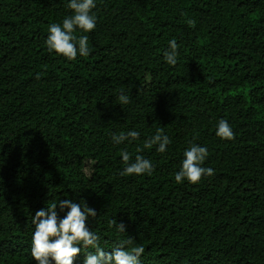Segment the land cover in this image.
<instances>
[{"label": "trees", "instance_id": "obj_1", "mask_svg": "<svg viewBox=\"0 0 264 264\" xmlns=\"http://www.w3.org/2000/svg\"><path fill=\"white\" fill-rule=\"evenodd\" d=\"M67 3L0 0V264H37L32 218L63 199L95 209L105 251L142 245L140 264H264V0H96L95 29H77L90 54L72 61L45 43ZM220 119L234 139L216 136ZM158 128L163 153L143 147ZM190 143L214 175L177 183ZM123 150L152 174L120 175Z\"/></svg>", "mask_w": 264, "mask_h": 264}, {"label": "clouds", "instance_id": "obj_2", "mask_svg": "<svg viewBox=\"0 0 264 264\" xmlns=\"http://www.w3.org/2000/svg\"><path fill=\"white\" fill-rule=\"evenodd\" d=\"M96 0H68L67 8L72 10V15L66 16L62 24L51 23L48 26V35L46 46L49 52H55L62 55L67 60H76L79 56H88L90 48L87 35H77V29L82 33H88L95 29L97 17L93 13L96 8ZM187 24L190 27L195 26V20L188 19ZM169 47L164 51V60L172 66L178 62V48L176 40H170ZM39 78V76L37 77ZM120 104H128L129 96L121 93L118 97ZM140 133L132 130L125 133L112 134V140L120 144L129 137L132 140L138 139ZM216 136L225 140L235 138V133L225 119L218 121ZM171 139L164 134L163 128H158L155 135L145 140L143 147L152 148L158 145L157 151L163 153L167 146L171 144ZM142 149H137V152ZM208 149L195 143H190L184 150L181 167L175 173V181L182 183L185 180L189 183H199L203 177L214 175L212 167H204V161L208 156ZM125 168L121 171L122 176H139L143 174L151 175L154 171V165L142 155H136L135 160L131 161L130 154L123 150L121 152ZM60 211L68 209L61 218L58 215L57 208ZM95 209L90 208L85 203L73 202L70 199L53 202L48 207L36 211L32 218L34 232L31 237V255L37 264H74L75 257L83 249H94L93 252H87L84 264H140V257L145 249L142 245L133 246L132 239L121 241L111 252L105 251L100 246V236L89 229L86 221L89 216L96 217ZM109 226H115L119 232H125L123 222L109 221Z\"/></svg>", "mask_w": 264, "mask_h": 264}]
</instances>
